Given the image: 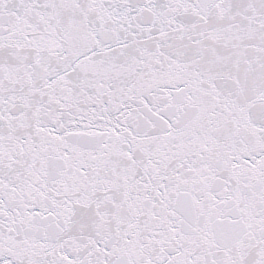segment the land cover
<instances>
[{
  "label": "snow or ice",
  "instance_id": "obj_1",
  "mask_svg": "<svg viewBox=\"0 0 264 264\" xmlns=\"http://www.w3.org/2000/svg\"><path fill=\"white\" fill-rule=\"evenodd\" d=\"M0 264H264V0H0Z\"/></svg>",
  "mask_w": 264,
  "mask_h": 264
}]
</instances>
